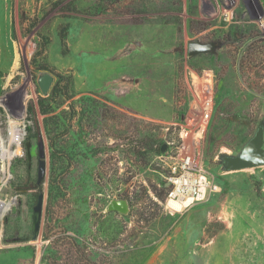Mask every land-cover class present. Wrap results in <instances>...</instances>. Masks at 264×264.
Instances as JSON below:
<instances>
[{
    "label": "rangeland",
    "instance_id": "obj_1",
    "mask_svg": "<svg viewBox=\"0 0 264 264\" xmlns=\"http://www.w3.org/2000/svg\"><path fill=\"white\" fill-rule=\"evenodd\" d=\"M191 42L212 48L192 55ZM43 70L56 97L40 89ZM210 71L212 187L171 213L169 155ZM260 127L264 0H0V264H264V164L225 163ZM120 197L127 215L107 209Z\"/></svg>",
    "mask_w": 264,
    "mask_h": 264
},
{
    "label": "built area",
    "instance_id": "obj_2",
    "mask_svg": "<svg viewBox=\"0 0 264 264\" xmlns=\"http://www.w3.org/2000/svg\"><path fill=\"white\" fill-rule=\"evenodd\" d=\"M206 76L192 103L190 113L183 126L174 154L169 155L170 177L167 193V207L171 213L182 211L206 198L211 189V181L201 159V148L209 119L214 108V73ZM182 203V209H175L171 202Z\"/></svg>",
    "mask_w": 264,
    "mask_h": 264
},
{
    "label": "water",
    "instance_id": "obj_3",
    "mask_svg": "<svg viewBox=\"0 0 264 264\" xmlns=\"http://www.w3.org/2000/svg\"><path fill=\"white\" fill-rule=\"evenodd\" d=\"M212 48V44L191 42L190 54H196L198 52L206 51ZM55 75L48 70L40 72L38 77V84L44 95H48L54 84ZM264 132L263 128L260 127L256 135L251 141L243 148L240 155L236 157L228 156L225 158L226 166L229 169H243L248 167H254L264 164ZM167 144H164L162 151H165ZM47 174V160L46 151L43 143L40 145L39 153V169L37 183L40 185L45 181ZM169 183H167V186ZM45 208V193L41 191L38 194L37 202L34 206L33 215V236L32 239L36 240L40 236V230L42 227L43 215ZM110 212H118L123 215L129 214L131 211V203L128 198L120 197L114 198L110 201L107 207Z\"/></svg>",
    "mask_w": 264,
    "mask_h": 264
},
{
    "label": "bare ground",
    "instance_id": "obj_4",
    "mask_svg": "<svg viewBox=\"0 0 264 264\" xmlns=\"http://www.w3.org/2000/svg\"><path fill=\"white\" fill-rule=\"evenodd\" d=\"M26 97H28V95ZM9 129H10V132H11V138H10V140L13 141L14 143H16V145L19 148L20 143L23 140L24 128L19 123L14 122V123H11ZM3 146H5V145H3ZM9 156H11V158H12V153H10ZM171 205L175 209H178V210L182 209V207H183V204L182 203H176L174 201L171 202Z\"/></svg>",
    "mask_w": 264,
    "mask_h": 264
},
{
    "label": "trees",
    "instance_id": "obj_5",
    "mask_svg": "<svg viewBox=\"0 0 264 264\" xmlns=\"http://www.w3.org/2000/svg\"><path fill=\"white\" fill-rule=\"evenodd\" d=\"M59 89V82H57V83H55L54 85H53V87H52V89H51V91H50V93H49V96H57V95H59L60 94V91L58 90ZM44 97H42L41 98V100H40V104H41V107H43V101L45 100V99H43ZM42 112L43 113H47V109H42ZM163 145L164 144H160L159 146H158V152H163L162 151V147H163ZM42 184H44V182L42 183ZM42 184H40V185H42ZM39 185V186H40ZM165 189H168L167 187L165 188ZM167 196V195H166ZM31 239V238H30Z\"/></svg>",
    "mask_w": 264,
    "mask_h": 264
}]
</instances>
